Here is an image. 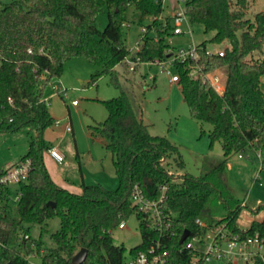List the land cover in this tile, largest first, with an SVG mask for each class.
<instances>
[{
    "label": "trees",
    "instance_id": "obj_1",
    "mask_svg": "<svg viewBox=\"0 0 264 264\" xmlns=\"http://www.w3.org/2000/svg\"><path fill=\"white\" fill-rule=\"evenodd\" d=\"M130 7L138 24L153 16L156 26L155 37L147 25L149 34L135 55L143 62L164 58L169 47L167 31L159 27L157 17L162 8L155 0H0V133L33 132L25 154L19 158H29L31 165L27 179L17 185L15 204L10 203V187L0 186V264H28L27 256L35 254L41 264H71L80 248L87 250L80 264H125L126 251L134 255L154 237L145 214L129 201L134 184L141 185L151 197L158 196L159 186H167L162 207L174 215L171 230L175 235L167 246L176 264L179 258L186 259L178 253L183 230L188 229L190 235L203 234L211 226L195 222L211 195L220 197L228 209L217 223L226 222L232 233L242 237L256 233L264 240V204L255 209L260 218L240 228L237 217L241 201L232 196L225 177L231 155L256 162V151H264V58L248 57L264 45V10L250 19L246 17L248 0H186L190 22L201 24L205 33L212 32L208 41L199 43L200 74L223 69L225 83L222 94H218L200 76L190 77L189 66L196 65L193 61L176 63L177 83L190 116L211 125L210 147L219 141L223 153L198 176L185 172L173 180L166 165L173 162L183 168L178 146L165 136L149 132L120 88L114 68L134 54L122 34ZM103 10L107 21L100 30L96 21ZM223 41L228 42L223 56L205 54L208 42ZM77 56L99 67L91 75L92 82L107 74L120 89L119 95L101 100L107 117L90 126L91 134L105 139L104 146L111 154L118 179L114 189L81 182L79 193L70 192L51 179L43 161V151L52 146L45 141L44 131L55 120L44 91L61 75L65 61ZM131 215L138 220L141 241L127 250L114 244L112 230ZM53 216L59 218V228L50 235L55 246L42 247L40 239L31 237L24 224L43 225ZM253 264H264V251Z\"/></svg>",
    "mask_w": 264,
    "mask_h": 264
},
{
    "label": "rangeland",
    "instance_id": "obj_2",
    "mask_svg": "<svg viewBox=\"0 0 264 264\" xmlns=\"http://www.w3.org/2000/svg\"><path fill=\"white\" fill-rule=\"evenodd\" d=\"M261 10H264V0H248L246 17L253 19L254 14ZM168 11L167 9L166 12ZM106 21V11L103 10L98 15L97 28L103 29ZM127 22L129 24L123 27L122 34L126 47L133 53L140 37L141 24L136 22L132 7L128 11ZM146 23L147 19H144L142 25ZM191 29L195 44L208 41L212 36V32L205 33L199 23H191ZM169 41L174 48L186 47L191 42V37L173 35L169 37ZM226 46H228L227 41L208 42L207 49H224ZM248 57L264 58V45ZM114 68L120 88L128 96L136 115L147 124L149 132L153 135L165 136L178 146L183 168L175 167L173 162L166 165L169 173L173 174L176 180H179L178 176L185 172L198 176L216 163L223 153L221 144L219 141H214L210 147L208 132L211 125L190 116L177 82H169L168 75L155 65L140 64L134 71H130L122 61ZM98 69L97 65L84 56L70 58L63 64L61 75L52 79L44 91V96L48 100V110L54 119L60 121V124H52L44 131L43 136L47 143L58 147L64 158L63 163L55 164L50 161L46 149L43 151V160L46 161L51 176L56 180L66 179L70 183L67 188L74 193L81 191L78 185L82 181L88 184H100L107 189H114L118 184L111 154L104 146L105 139L98 134H91L90 126L98 125L107 117V110L101 100L119 95L120 89L111 83L107 74L101 75L96 82H92L91 75ZM220 70L224 75V70ZM220 70L216 69L213 72L221 76ZM149 74L155 75L154 81L148 78ZM261 88L264 90V82L261 83ZM72 100H76L77 104L73 105ZM67 122L72 126L71 133L64 131ZM32 135L33 132L24 129L1 132L0 166L14 163L25 154L28 140ZM227 163L225 177L230 193L239 201H246V205L240 207L237 224L246 227L250 220L259 219L261 216L255 209L264 204V170L258 171L256 162L239 157L238 154L231 155ZM10 190V203L15 204L17 185L11 184ZM227 211L226 203L220 197L211 195L198 219L203 224H210L226 215ZM24 225L29 227L31 237L40 239L42 247L55 246L50 235L59 228L57 216L51 217L43 225ZM41 227L44 229L41 230ZM112 238L114 244L123 245L127 250L139 244L141 236L135 216L126 218L124 228L113 229ZM129 257L126 251L124 261ZM27 263L41 264L40 256L37 254L27 256Z\"/></svg>",
    "mask_w": 264,
    "mask_h": 264
},
{
    "label": "built area",
    "instance_id": "obj_3",
    "mask_svg": "<svg viewBox=\"0 0 264 264\" xmlns=\"http://www.w3.org/2000/svg\"><path fill=\"white\" fill-rule=\"evenodd\" d=\"M155 1L159 2L162 8L161 15L157 17L159 27L161 30L167 31L165 37L169 47L166 50V55L164 58H156L146 62L141 61L135 55V52L139 50L143 42V38L149 32L147 25L150 26V33L156 37V26L153 25L155 17L149 16L146 18L147 23L141 25L140 37L137 40L134 54L132 56L128 55L123 59L127 69L134 71L135 67L140 64L155 65L161 72H165L168 75L169 82H177L179 76L177 71H175L176 63L193 61L196 65L189 66V76L192 78L200 76L202 80L208 81L218 94H222L225 75H223L220 69L217 70L221 71V76L213 71L199 75L201 69L197 65V60L200 57L198 51L199 43L195 44L192 40L191 22L185 12L186 0ZM167 9L169 10L168 12H166ZM128 24V22H125L123 26H127ZM173 35H189L191 42L186 47L174 48L169 41V37ZM28 52H31V50L28 49ZM204 52L206 55L215 54L223 56L224 49L208 50L206 47ZM153 77L154 75L152 74L148 75V78L151 80ZM261 81L264 82V75L261 77ZM71 103L75 105L77 101L72 100ZM53 124L59 125L60 121L55 119ZM64 131L72 132V126L69 122L64 125ZM47 153L58 163L64 158V155L54 146L48 148ZM238 156L241 157V155ZM256 158L258 171L264 170V151L257 150ZM160 161L164 162V157ZM30 165V159L25 158L7 166H0V186L10 187L11 184L18 185L20 182L26 180ZM175 178L173 177V180H176ZM166 188V185L159 186L158 196L151 197L141 185L134 184L132 186L128 197L129 201L137 210L145 214L148 226L153 231L154 237L150 239L144 249L138 250L134 255H129L130 257L125 261V264H176L175 258L170 257L167 246V243L175 235V232L171 230V220L174 215L166 213L162 207L163 201L166 198ZM16 195L15 200L18 199V193ZM245 205L246 201H241L240 207ZM125 221L122 219L117 224V228H124ZM195 222L199 226H211L203 234L190 235L189 233L183 242L180 243L181 246L178 249V253L184 254L186 259L182 261L183 259L179 258V264H253L257 258L262 257L264 240L256 233L252 236L247 235L242 237L238 233H232L226 222L217 223L216 221L210 224H203L198 218ZM239 227L242 229L246 228ZM24 237L26 238L27 234Z\"/></svg>",
    "mask_w": 264,
    "mask_h": 264
},
{
    "label": "water",
    "instance_id": "obj_4",
    "mask_svg": "<svg viewBox=\"0 0 264 264\" xmlns=\"http://www.w3.org/2000/svg\"><path fill=\"white\" fill-rule=\"evenodd\" d=\"M52 206L54 205V203H50ZM189 235V230L188 229H184L183 232L180 235L179 238V243L183 242V240ZM86 248H80L71 258V264H80L85 256H86ZM4 264H13L11 262H5Z\"/></svg>",
    "mask_w": 264,
    "mask_h": 264
},
{
    "label": "crops",
    "instance_id": "obj_5",
    "mask_svg": "<svg viewBox=\"0 0 264 264\" xmlns=\"http://www.w3.org/2000/svg\"><path fill=\"white\" fill-rule=\"evenodd\" d=\"M152 80L154 81L155 80V75H154V77L152 78ZM52 146H54V147H56V148H58L56 145H52ZM49 158H50V161L51 162H53V163H55V164H61V163H63L62 161L61 162H56L55 160H53L50 156H49ZM19 160V159H18ZM17 160V161H18ZM17 161H15V162H17ZM44 161V164L46 163V161L45 160H43ZM14 162V163H15ZM12 164V163H11ZM7 165H10V164H7ZM7 165H5V166H7ZM45 167H46V169H47V171H48V168H47V166H46V164H45ZM227 168H228V163H227ZM48 173H49V171H48ZM49 175H50V177H51V179L57 184V185H59L60 187H63V188H65V189H67V190H69L67 187H69L70 186V183H68L67 181H66V179H54L52 176H51V174L49 173ZM82 182H84V183H86L85 181H82ZM81 184V183H80ZM80 184L78 185L79 186V188H80ZM86 184H88V183H86ZM75 187H77V185H74ZM78 189V188H77ZM70 191V190H69Z\"/></svg>",
    "mask_w": 264,
    "mask_h": 264
}]
</instances>
